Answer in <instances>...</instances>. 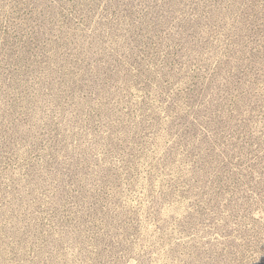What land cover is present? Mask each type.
Wrapping results in <instances>:
<instances>
[{"label":"rangeland","instance_id":"1","mask_svg":"<svg viewBox=\"0 0 264 264\" xmlns=\"http://www.w3.org/2000/svg\"><path fill=\"white\" fill-rule=\"evenodd\" d=\"M0 264H264V0H0Z\"/></svg>","mask_w":264,"mask_h":264}]
</instances>
